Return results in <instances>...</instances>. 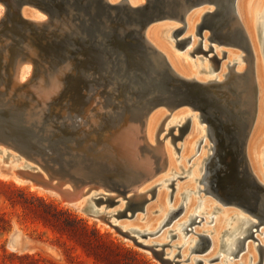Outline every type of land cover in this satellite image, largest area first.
<instances>
[{"label":"bare ground","instance_id":"obj_1","mask_svg":"<svg viewBox=\"0 0 264 264\" xmlns=\"http://www.w3.org/2000/svg\"><path fill=\"white\" fill-rule=\"evenodd\" d=\"M57 2L60 0H0V6L5 7L0 9V24L16 7L28 24L22 30L0 32V90L25 85L34 72L33 64L44 72L31 85L39 104L37 110L32 103L28 110H10L0 103V166L7 171L0 174L29 182L66 204L79 205L87 216L110 227L161 264H173L181 256L168 251V246L183 249L188 258L184 262L192 255L191 264L218 260L235 264L237 258L238 264H247L256 254L257 262L252 264H264V245L261 241L257 245L249 242L258 241V233L264 237V152L254 140L258 131H264V18L257 23L253 5L252 10L249 6L251 0H106L114 8L107 7L103 18L97 20L96 0H83L85 8L76 2L71 4L74 0L62 1L63 5ZM126 5L132 10L151 11L158 5L159 17L152 19L145 30L147 42L164 56L176 76L200 84L201 97L207 100L169 94L158 102L153 99L158 89L148 88L149 75H136L143 72L137 65L126 68L128 57L124 52L127 54L128 49L117 52L116 44L126 45L124 36L138 27L121 22L120 17L129 13ZM259 5L264 6V0H259ZM32 28H49V32L41 37L26 35ZM180 30L183 32L178 34ZM50 37L55 38L48 41ZM166 38L174 40V48L180 50L179 44L187 42L183 49H190L184 56L185 63L170 50ZM91 46L102 52L105 64L101 70L86 63L85 50ZM195 55L201 61L207 59L208 64L199 61L190 65L187 56ZM136 57L140 59L138 53ZM149 57L156 71L164 67L155 54ZM94 75L100 80L87 83ZM80 84L88 91L116 85L123 97L117 101L116 95L117 102L109 103L114 106L110 113L115 114L116 108L122 110L117 119H106L104 106L91 103L92 98L85 116L76 123L77 128H83L82 121L87 118L91 127L102 130V147L96 156L91 155V146L82 147L85 140L77 130L68 131L69 125L59 123L69 115L68 104L62 102L67 91L74 92L78 103L88 104ZM18 98L16 103L26 100L22 95ZM245 132L250 170L261 185L255 209L239 205L216 185L218 174L228 178L226 165H221L223 146L233 137L240 141ZM50 140L64 143L55 144V153L49 155L33 149L44 148ZM8 158L11 161L5 162ZM227 161L231 162L230 156ZM112 169L131 173L134 179L127 184L108 182L103 174ZM240 177L244 178V173ZM110 199L117 203L110 205ZM143 201L146 203L141 212L145 217L137 215ZM129 206L137 209L135 213ZM223 208L231 212L224 220L220 216ZM176 212L178 215L166 225ZM116 216L135 219L121 223ZM223 222L225 227L220 231ZM203 223L215 225L216 234H209ZM166 226L167 230L160 233ZM173 231L179 234L174 246L171 242L177 235L171 234ZM158 233L159 239L149 241ZM204 237L212 239L209 247L194 252L201 249ZM40 244L56 253V248ZM143 245L160 251L167 263ZM11 246L21 251L27 244L16 233ZM210 250L206 258L193 255Z\"/></svg>","mask_w":264,"mask_h":264},{"label":"rangeland","instance_id":"obj_2","mask_svg":"<svg viewBox=\"0 0 264 264\" xmlns=\"http://www.w3.org/2000/svg\"><path fill=\"white\" fill-rule=\"evenodd\" d=\"M4 1L6 2L10 1L13 3V0H4ZM250 3H249V6L251 7V10H252V5H253V11H255V18L257 19V23H258V21L264 18V14H263L264 6L259 5V0H251ZM4 8L5 7L3 5L0 6V9H4ZM7 25L9 26L7 27ZM26 25L28 24L25 23V21L22 19L20 15V8L16 7V9H14L11 13H9L7 18L3 20L2 24H0V27H1L0 32H3V31L8 32L12 30L13 28L14 29L18 28L22 30L25 27H28ZM48 30L47 28H42L38 30H35L32 28L31 31L26 32L27 33L26 35H30L34 33L36 34V37L38 35H40L41 37L44 35H48V32H49ZM54 38L55 37H50V38H47V40L49 41ZM165 42L170 47L171 51L173 49L172 52H174V55L177 56L178 59L182 60L183 63H185L186 61H185L184 56H186V52L190 49L189 48L190 46H188L186 48V51H184V49L180 50V49L174 48V43H175L174 40L170 41L166 38ZM231 50L237 51L235 49H231ZM187 61L189 62L190 65H193V66L195 63H198L199 61L201 65L208 64L207 59H203L201 61L199 59V56H196V55L187 56ZM2 65H3V62L1 61V58H0V66ZM32 66L34 68V72L32 75L29 74L28 79L25 81V85H22V86L20 85V87L18 86L17 89L15 90L10 87H7L6 89H4V91L0 90V103H4V105L8 106L10 110H13V109L21 110L23 108H26L28 110L31 103L36 106L34 110H37L39 108L37 98L34 96V90L31 87V85L35 82L36 79H38L37 78L38 75L44 72H41L43 68H40L37 64H33ZM200 76L204 77V75H200ZM99 80H100L99 76L94 75L93 78L88 79L87 83L92 84L95 81H99ZM80 85L81 87L79 88V90L81 89L82 93H84L89 98L88 104L87 102L78 103L74 92L71 90L67 91L66 95L63 98L64 100L62 102L63 104H68L69 115H65L64 117L59 119V123H64V124L69 125L70 128L68 131H71V129L77 130L81 138H84L85 140V142L82 144V147H85L86 145L89 147L91 146L90 148L92 149L90 150L91 151L90 153L92 156H96L97 155L96 151L100 150L102 147L101 146V140H103L102 130L100 129V127H96V126L91 127L89 119L87 118H85L82 121L84 123L83 128H77L76 123L79 122L80 119L85 116L84 111L87 107L90 106L89 101L92 98L93 100H91V103L92 101L94 102L96 101L99 106L101 105L104 106L105 108L104 117H106V119H112V120L117 119V117L119 116L118 114H121L122 110L120 108H116L114 110L116 111L115 114H112L113 112L110 113L111 109L114 106L110 105L109 103L111 102L116 103L117 101L122 100L123 97L119 93L121 89L117 88L116 85L112 86L110 84L108 86L107 85L101 86L98 89L89 90V91L86 90L87 88L85 89L82 84ZM113 87L115 88V91H113ZM98 93L101 94L100 99H97ZM20 95L26 97L25 98L26 100L24 102L21 101L20 103H16L17 99H19L18 96ZM116 95L119 96V99L117 101H115ZM51 104H54V103H51ZM106 111H109V112H106ZM75 112L78 115H76ZM129 115L130 114H126L125 116H129ZM107 116L108 117L110 116V118H107ZM69 119H71L72 122H70ZM104 126L106 125L104 124ZM254 140L255 141L257 140V144L259 148L264 152L263 150L264 149V131L263 130L258 131ZM257 154H259V157L262 155L260 152H258ZM255 155H256V151H255ZM52 159L59 161L56 157H52ZM6 161L9 162L11 160L10 158H8L7 160H5V162ZM2 165H10V164L2 163ZM1 168L2 167L0 166L1 172L7 173L6 170H3ZM6 176H9V175L0 174V264H33L30 259L26 258L27 255L34 256L35 259L40 260L41 262L39 264H161L156 259H154L150 253L139 249L129 240H125L121 235L117 234L110 227L106 226L105 224H101L97 220L87 216L80 209L79 205L73 206V205L66 204L63 200H61V198L57 197L56 195H52V194L43 192L40 189H36L32 187V185L29 182H20V181L15 180L12 176H9V177H6ZM103 177H105V179L108 182L111 181L113 184H127V182H130L132 179H134L131 173L124 172L120 169L107 170L103 174ZM228 186L230 188L232 187L235 188V186H230V185ZM31 195L40 197L48 203H53L55 205H58L61 209L69 211L73 215L77 216L80 220L85 222V224L88 226V228L91 231L93 230L97 232V234L101 237L100 241L103 244L108 246L109 251L115 252L117 254V258H113L109 255H108L109 258H107L106 255H104L105 253L101 252L103 251V250H100L102 248H97L96 246H91V245L87 246L85 244H81L77 240L69 237L68 235L60 234L54 229H52L51 227L47 226L44 220H40L32 216L28 209L29 205L25 203L26 202L25 198L31 197ZM141 211L143 210H140V212L137 215L141 217H145L146 214L144 215V213H142ZM229 211H230L229 208H223L224 213L220 214L223 220L225 217H227L231 213ZM155 215L154 217H156ZM116 219L121 223L122 221L130 223L131 221L135 219V217L127 218V217L116 216ZM143 221L145 223V220ZM204 224L206 228L209 230V234L210 233L214 235L216 234L214 233V231L216 232L215 225L213 224L206 225V223H203V225ZM195 227L197 229H202V227L199 225ZM224 227H225V222H223V225L220 228V231H222ZM166 230H167V226L163 228V230H161L160 233ZM16 233L21 234L23 238V242H26L27 244L26 249L23 248V250L21 251H16L12 249L11 244H12L13 236ZM160 233L154 236H150L149 241H151V239L152 240L159 239L161 237ZM171 234L177 235V232L173 231L171 232ZM188 235L190 237H195V234L193 235V233H190ZM257 237L259 238L258 241L255 242L254 240H250L249 242L253 245H257L258 242L261 241V244L264 245L263 234L260 235V233H258ZM178 240H179V234L177 235V237L173 238L172 240L173 242H171V245L175 244L174 242L175 241L177 242ZM39 242L48 244L56 248V253L48 252L46 249L41 247L42 245ZM166 243H168V241ZM167 249L168 251L174 250L176 254L177 253L181 254V256L177 258L178 260L183 261L181 264H191V259L193 256L191 255L189 257V261L184 262V260H187L188 258L184 257L183 251H182L183 249H177L172 246H168ZM210 253H211V250L206 251V253L202 252V253H199V254L197 253L193 255L206 258L208 254L210 256ZM257 259H258L257 254L255 258L249 257L247 264H252L254 263V261L256 263ZM235 260H234L235 264H238L239 259L237 258ZM204 264H221V261L218 260L213 263L206 262Z\"/></svg>","mask_w":264,"mask_h":264},{"label":"water","instance_id":"obj_3","mask_svg":"<svg viewBox=\"0 0 264 264\" xmlns=\"http://www.w3.org/2000/svg\"><path fill=\"white\" fill-rule=\"evenodd\" d=\"M62 1L65 2V0ZM62 1L60 0V2L57 3H59V5H63L61 3ZM96 1H97L95 5L96 16H94V19L96 20L99 17L101 19L103 18V16L105 15V9L107 7L114 8V6L108 4L106 0H96ZM75 2L85 8V4L83 3V0H74V2H70V3L74 4ZM152 8L153 11L149 9L142 10L140 8L132 10L130 7L126 5V11H128L129 13L127 12L128 14L125 15L126 17L125 16L120 17L121 22L126 24L134 23L138 25V27L137 29L130 30L128 33H126V35L124 36V40L127 39L126 45L124 43H117L116 51L121 52V50H125L124 48L128 49L127 54L126 52H124L126 58L128 57V59L126 60V68H129V70H131L132 67L137 65L139 66L137 68H139L140 71L142 70L143 72H141V74L137 73L136 75H139L142 78H144L142 76L143 73L149 75L151 86H149L148 88L153 87L158 89V92H156L155 97L153 98L154 100L158 102L159 100L163 101L164 99H166V95L169 94L175 96L182 94L189 99L202 100V98L204 97H201L200 91L202 89L200 88V84L196 82H187L184 79H181L178 76H176L175 73L172 72V70L170 69L164 56L161 53H159L158 50L155 49L151 44L147 42L145 37V30L147 26L151 23L152 19H154L155 17L156 18L159 17V12H160L159 10H157L158 5H154ZM131 13H134L135 15H131ZM182 32L183 30H180L178 31V34H181ZM186 45L187 42L185 41L183 43H180L179 47L183 49ZM85 51L87 56L86 63L95 66L98 70H101L105 64V60L102 55V52L99 49H97V47L94 46L87 48ZM137 53L139 54L140 59L136 57ZM151 54H155L162 61L164 66L162 69H159L157 71L155 70L154 62L149 57V55ZM116 66L119 67V64H117ZM204 100H207V97L204 98ZM240 137H242V139L240 138V141H238V139L235 141V137L230 138V140H232L231 143L229 145L226 144L223 146L222 154H221V159H222L221 165H226V170L224 171V173L227 174L228 178L227 179L223 178L222 175L218 174L216 177V185L220 188H223L226 196H228V198L235 199L239 205L251 209H255L259 204V190L261 188V185L257 182L255 177L251 173L249 161L245 152L246 151L245 140L248 137V133L245 132L243 136L241 133ZM62 142L64 143V141L61 140H57V141L50 140V143L46 145L44 148L35 147L36 145L33 144L36 143H33L32 145L35 147L33 149H38L39 151L45 154H52L55 153V150L53 149L54 145L60 144ZM233 142L234 144H232ZM30 145L31 144H29V146ZM226 147H228V150H226ZM229 156L231 158V162L227 161ZM241 173H244L245 176L244 178L240 177ZM228 185L235 186V188L233 187L230 188ZM230 200L227 199L225 201L231 202ZM115 203H117L116 200L114 199L109 200L110 205H114ZM145 203L146 201H143L140 207L137 209L143 210ZM137 209L130 207L132 213H135ZM177 215L178 212L173 214L171 216V219H169L166 222V225L169 224L171 220L174 219ZM190 231L191 229L189 228L187 232L189 233ZM210 241L211 240L209 238L204 237V243L201 249L194 250V252H201L207 249L210 245ZM44 245L46 248H52V246L48 244H44ZM144 247L151 248L158 256V258L161 260V262L167 263V260L160 254V251H157L156 249L149 246H144ZM178 256H180V254H178ZM179 263H180L179 260H175L173 264H179ZM201 263L202 261H199V264ZM259 264H262V261H260Z\"/></svg>","mask_w":264,"mask_h":264},{"label":"trees","instance_id":"obj_4","mask_svg":"<svg viewBox=\"0 0 264 264\" xmlns=\"http://www.w3.org/2000/svg\"><path fill=\"white\" fill-rule=\"evenodd\" d=\"M25 200V203L29 205L28 209L30 214L40 220H44L47 226L58 233L68 235L81 244L102 248L100 250H103L101 252L105 253L104 255H106L107 258H109L108 255L117 258V254L113 251H109L108 246L100 241L101 237L97 232L91 231L85 222L80 220L77 216L35 195H31V197L28 198L26 197ZM26 258L30 259L33 264H39L41 262L35 259L34 256L27 255Z\"/></svg>","mask_w":264,"mask_h":264}]
</instances>
